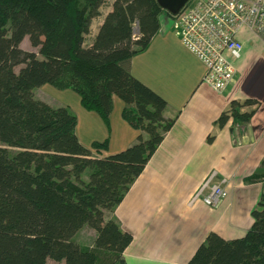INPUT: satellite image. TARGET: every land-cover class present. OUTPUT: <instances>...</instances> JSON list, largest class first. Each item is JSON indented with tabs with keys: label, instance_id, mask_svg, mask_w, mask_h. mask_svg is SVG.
<instances>
[{
	"label": "trees",
	"instance_id": "16d2710c",
	"mask_svg": "<svg viewBox=\"0 0 264 264\" xmlns=\"http://www.w3.org/2000/svg\"><path fill=\"white\" fill-rule=\"evenodd\" d=\"M103 2L0 0V264H125L132 235L105 212L122 201L174 119L163 114L166 100L123 64L148 46L163 9L156 0H114L84 46ZM25 37L38 54L20 47ZM44 83L73 90L106 123L117 96L135 141L94 156L79 142L68 106L34 96ZM257 105L232 99L216 123H248L256 108H241ZM91 147L106 149L107 140ZM251 216L241 237L208 232L187 264H264V195ZM84 226L96 233L90 247L73 237Z\"/></svg>",
	"mask_w": 264,
	"mask_h": 264
},
{
	"label": "crops",
	"instance_id": "0c3cea01",
	"mask_svg": "<svg viewBox=\"0 0 264 264\" xmlns=\"http://www.w3.org/2000/svg\"><path fill=\"white\" fill-rule=\"evenodd\" d=\"M113 1L100 5L99 15L91 19L84 36V46L91 45ZM180 34L171 15H159V29L148 46L123 63L166 100L163 114L174 119L122 201L112 212H105V219L115 218L132 235L123 252L125 264H187L208 232L225 239L243 236L253 221L251 211L264 195V183L245 182L264 159V43L243 29L246 36L239 38L243 48L234 61L233 81L227 91L218 93L203 81L205 66L181 44ZM116 98L113 95L108 121L117 109L120 150L135 141L138 131L122 117L124 104ZM247 98L258 101L257 107L241 108L243 112L256 108L249 122L235 125L230 118L219 127L216 121L229 110L230 101ZM100 139L109 142L104 133L92 142ZM106 149L98 154L91 151L103 157L111 153ZM214 169L228 178L220 206L211 209L200 200L190 204ZM79 232L90 234L92 241L84 242L82 237L76 241L92 246L95 231L84 226L73 237Z\"/></svg>",
	"mask_w": 264,
	"mask_h": 264
},
{
	"label": "built area",
	"instance_id": "2783aa9c",
	"mask_svg": "<svg viewBox=\"0 0 264 264\" xmlns=\"http://www.w3.org/2000/svg\"><path fill=\"white\" fill-rule=\"evenodd\" d=\"M171 16L180 28L181 44L205 66L203 81L218 93L227 91L233 81L234 61L243 48L237 38L242 29L264 43V0H189ZM224 183L212 170L190 203L200 199L208 208L219 207Z\"/></svg>",
	"mask_w": 264,
	"mask_h": 264
},
{
	"label": "rangeland",
	"instance_id": "374dc122",
	"mask_svg": "<svg viewBox=\"0 0 264 264\" xmlns=\"http://www.w3.org/2000/svg\"><path fill=\"white\" fill-rule=\"evenodd\" d=\"M161 14L166 16V17H169V15H170V14L168 15V13L164 10L162 11ZM242 31H243V29H242ZM242 31L237 35L238 39L239 38L241 39L242 36H244V35L246 36V34L248 33V32H246V34L243 35ZM135 32H136V30H135ZM251 35L255 37L254 34L251 33ZM255 38H257V37H255ZM20 47L24 50L31 51V52H34L35 54H38V49L36 47H33L30 45L27 37L23 38V40L20 43ZM33 94L36 98L44 100L52 106H57L58 104L68 106L69 110L76 117V124H75L74 130H75V134L77 135V137L79 139V142L81 143V141H82L84 144H86L88 146L87 148H91L93 150V152H95L96 154H98L97 152H102V150H105V149L99 148L98 150H96L95 148L91 147V144H92V141L94 138H100V135H102L103 133H104L105 137H107V139L109 140V142H107L108 149H106L107 152H111L109 154H114L120 150H123V149H120V150L118 149L121 144L118 142L120 139L118 140L119 135L116 133L117 132L116 130L118 129L117 128L118 127V125H117V114H116L117 109H114L115 112H113V115H112L110 121H108L106 123L94 111L88 112L86 109H84L80 104L79 95L71 89H68V88L59 89V88H56L55 86H53L49 83H44L41 86L36 87L33 90ZM116 99H117V101H120V99L118 97ZM83 112H85L87 114H85ZM88 113H90V114H88ZM233 124L239 125L240 123H236L233 121ZM110 130H112V132H111L112 134L109 133ZM110 135L112 136V140L110 138ZM100 141H103V139H100ZM125 148L126 147H124V149ZM214 171H216V173H217V179H224L225 180L224 184H226L228 178L220 175L216 169H214ZM87 176H88V171L85 170L82 174L83 180H87ZM245 182L246 183H253V182L264 183V166L258 168V170L255 173H252L251 175L247 176L245 178ZM201 184H200V186H201ZM196 191H198V189ZM198 200H200V199H197V201ZM81 237H82V240L84 242H91L92 241V239L90 238V234H88V233L81 234V232H79L78 235H76L74 237V240H80L81 241ZM46 264H62V263L51 260V259H47Z\"/></svg>",
	"mask_w": 264,
	"mask_h": 264
},
{
	"label": "water",
	"instance_id": "95a60500",
	"mask_svg": "<svg viewBox=\"0 0 264 264\" xmlns=\"http://www.w3.org/2000/svg\"><path fill=\"white\" fill-rule=\"evenodd\" d=\"M158 5L170 15H175L189 0H156Z\"/></svg>",
	"mask_w": 264,
	"mask_h": 264
}]
</instances>
